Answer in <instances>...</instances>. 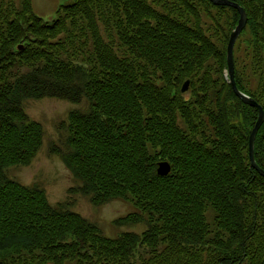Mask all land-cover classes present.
Instances as JSON below:
<instances>
[{
    "label": "trees",
    "instance_id": "obj_1",
    "mask_svg": "<svg viewBox=\"0 0 264 264\" xmlns=\"http://www.w3.org/2000/svg\"><path fill=\"white\" fill-rule=\"evenodd\" d=\"M15 1H0V264H264V177L248 156L258 111L227 79L222 88L213 81L208 61L220 50L201 21L202 9L230 10L233 31L237 11L209 0H71L50 24L31 0ZM229 1L247 17L234 56L238 41L253 54L241 70L234 58V79L264 112V0ZM246 77L256 90L243 86ZM43 98L87 103L57 126L60 158L94 207L128 203L131 213L114 225L143 224L141 236L107 240L10 178L42 147L44 130L23 105ZM254 159L264 170V122ZM160 162L170 165L166 176ZM38 252L42 260L24 257Z\"/></svg>",
    "mask_w": 264,
    "mask_h": 264
},
{
    "label": "rangeland",
    "instance_id": "obj_2",
    "mask_svg": "<svg viewBox=\"0 0 264 264\" xmlns=\"http://www.w3.org/2000/svg\"><path fill=\"white\" fill-rule=\"evenodd\" d=\"M0 1H3L4 5H8L9 3V0ZM11 1L16 4L15 0ZM188 1L191 2V0ZM193 1L201 2V0ZM31 2L32 11L36 16L40 17L43 21H51L55 17L57 10L61 6L70 3L71 0H31ZM201 21L204 31L211 29V34L208 37H211L212 44L214 45L212 50L213 48L218 51L220 50L216 59H210L208 61V65L213 68L210 75L213 81L216 82L217 87H226L224 81L226 79V70L222 59L225 48L224 46L221 48V46L225 45L224 42L226 43L224 35L230 34L236 24L237 15L230 10L216 11L202 9ZM229 28H231L230 31ZM228 36H226V39ZM234 58L236 63L238 62L239 69L241 70L244 64L248 65L251 63L253 54L243 41H238ZM30 70L29 68L24 69L23 72L26 73ZM198 77L199 73L193 76V79L196 81ZM249 82L250 80L246 77L242 82L243 86L246 87L250 84L249 87L252 90H256L258 82ZM184 94L186 97L188 96L190 102H194V100L191 101L194 95L193 90L190 89ZM197 99L201 100L202 98L197 95ZM86 104L74 105L64 100L53 98L25 100L24 108L29 120L38 122L44 130L43 144L29 165L11 168L7 173L10 178L16 180L24 188L41 189L44 197H46L47 202L51 206L55 207L63 204L69 207L70 212L94 224L101 232V235L105 236L107 240L118 239L126 235V233H135L141 236L146 230V226L143 224H137L132 227H117L114 225V223L116 224V222L121 220V217H125L131 213L132 208L128 203L114 200L102 206L94 207L88 197L75 192L77 190V183L69 171L66 170L60 158L58 151L63 148L65 135L62 130L57 129V126L60 122L66 121L70 112L74 110L85 111ZM184 124L185 121L179 118V125L183 127ZM71 191L73 192L71 193ZM8 209L5 208L4 210L8 211ZM144 246L142 243H139L137 249L139 250ZM24 257L27 260L33 259L35 261L42 260L43 258L39 252L31 256L25 255Z\"/></svg>",
    "mask_w": 264,
    "mask_h": 264
},
{
    "label": "water",
    "instance_id": "obj_3",
    "mask_svg": "<svg viewBox=\"0 0 264 264\" xmlns=\"http://www.w3.org/2000/svg\"><path fill=\"white\" fill-rule=\"evenodd\" d=\"M213 5L215 6H224L229 7L237 11L239 15V19L237 22V25L235 29L231 32L227 47H226V79L229 82L232 91L236 95V97L243 102L245 105H248L250 107H254L258 111V118L257 121L250 133L249 140H248V156L250 161V166L253 170L259 173L260 176L264 177V170L261 169L255 162L254 159V144H255V138L257 135L258 130L260 129L262 123L264 122V112L262 107L251 97L247 96L246 94L239 91L237 88L235 79H234V47L235 43L240 36L241 32L245 29L246 23H247V17L246 14L238 4L231 2L229 0H209ZM56 15L51 21H44L46 23H54L56 21ZM23 48V45L17 46V50H21ZM1 62V61H0ZM189 88V81H186L181 89L182 93H185ZM170 172V165L167 162H160L158 164L157 173L160 176H166Z\"/></svg>",
    "mask_w": 264,
    "mask_h": 264
}]
</instances>
